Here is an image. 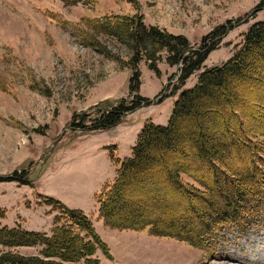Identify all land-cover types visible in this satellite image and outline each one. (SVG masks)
<instances>
[{
	"label": "rangeland",
	"instance_id": "rangeland-1",
	"mask_svg": "<svg viewBox=\"0 0 264 264\" xmlns=\"http://www.w3.org/2000/svg\"><path fill=\"white\" fill-rule=\"evenodd\" d=\"M111 15L133 22L139 17L146 25L181 34L191 49L204 38V43L210 41L217 29L211 40L216 47L181 85L184 89L194 86L204 68L221 64L238 50L242 33L264 20V0H88L72 5L60 0H0V175L25 171L20 181H0V225L19 224L50 235L59 212L43 202L41 195H46L81 209L90 219L108 252L96 249L94 256L101 264H264V215L259 228L242 235L236 228L222 227L213 250L152 236L148 228H113L99 219L95 195L113 182L118 167L111 154L120 160L130 156L147 120L166 124L179 90L169 94L180 86L178 68L165 61V51L159 53L158 72L148 67L145 57L135 70L131 68L135 49L129 41L85 23ZM137 83L134 92L130 87ZM138 94L151 103L128 113L116 126L81 131L74 125L79 115H96L99 108ZM216 143L222 151L226 139ZM150 153L163 158L156 150ZM203 167L199 162L196 169L202 173ZM122 205L116 212L120 219L140 208L129 197H123ZM157 206L163 214L161 226L191 232L195 221L185 204L166 199ZM39 248L0 250L37 256Z\"/></svg>",
	"mask_w": 264,
	"mask_h": 264
},
{
	"label": "trees",
	"instance_id": "trees-1",
	"mask_svg": "<svg viewBox=\"0 0 264 264\" xmlns=\"http://www.w3.org/2000/svg\"><path fill=\"white\" fill-rule=\"evenodd\" d=\"M60 1L72 5L88 0ZM85 23L97 32L129 41L135 49L131 65L135 70L145 57L148 67L158 72L159 53L165 51V61L178 67L180 84L169 94L173 96L179 90L168 122L160 126L147 120L141 125L130 156L120 160L111 154L118 167L113 182L95 195L99 219L118 229L148 228L152 236L174 237L207 250L215 249L222 227L236 228L241 235L259 228L264 215V20L252 23L242 33L241 46L231 57L204 68L194 86L184 89L181 85L216 47L211 40L217 29L211 32L210 41L204 43V38L198 48L191 49L185 36L146 25L139 17L133 22L111 15ZM137 74L133 73L136 82ZM137 86L130 88L135 92ZM143 103L150 100L140 94L131 100L121 99L108 109L95 108L96 115H79L74 125L81 131L109 129L121 121L122 113ZM221 137L226 143L219 151L216 142ZM153 150L163 158L150 153ZM178 158L182 159L179 163ZM199 162L205 172L196 169ZM24 173L0 175V181H20ZM41 196L45 204L59 212L50 235L23 229L19 224L0 225V247H40L37 256L0 250V264H101L95 251L100 248L108 255L107 248L84 212ZM123 197L140 206L129 210L127 219L116 215ZM166 199L185 204L186 211L192 213L195 222L191 232L161 226L163 214L157 204H164Z\"/></svg>",
	"mask_w": 264,
	"mask_h": 264
},
{
	"label": "water",
	"instance_id": "water-1",
	"mask_svg": "<svg viewBox=\"0 0 264 264\" xmlns=\"http://www.w3.org/2000/svg\"><path fill=\"white\" fill-rule=\"evenodd\" d=\"M149 102V101H148ZM146 103H143V105H145ZM147 104H149V103H147ZM133 112V110H131V111H127V112H125V113H122L123 115H122V118H124L128 113H132ZM56 142V141H55ZM55 142H53V145H52V147L50 148V150H49V152H51L52 150H53V146L56 144Z\"/></svg>",
	"mask_w": 264,
	"mask_h": 264
},
{
	"label": "crops",
	"instance_id": "crops-1",
	"mask_svg": "<svg viewBox=\"0 0 264 264\" xmlns=\"http://www.w3.org/2000/svg\"><path fill=\"white\" fill-rule=\"evenodd\" d=\"M115 175H116V172H115ZM114 177H115V176H114ZM106 184H109V183H106ZM104 185H105V184H104ZM104 185H103V186H104ZM103 186H102V187H103ZM102 187H101V188H102Z\"/></svg>",
	"mask_w": 264,
	"mask_h": 264
}]
</instances>
